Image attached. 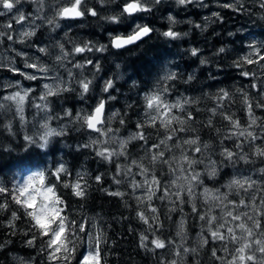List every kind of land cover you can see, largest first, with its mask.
<instances>
[{"label":"trees","instance_id":"1","mask_svg":"<svg viewBox=\"0 0 264 264\" xmlns=\"http://www.w3.org/2000/svg\"><path fill=\"white\" fill-rule=\"evenodd\" d=\"M104 4L103 1L100 6ZM260 11L261 9L250 4H244L242 10L239 9L235 14L223 11L221 18L223 17L224 21L216 22L210 27L216 30L214 34L207 31V28L201 31L202 18L194 13L191 22L180 25L178 29L173 28L174 32L179 33L175 39L161 33L167 27L159 21L161 30L154 29L153 34L142 42L122 50L111 46L106 33L127 32L130 22H113L110 17H117V11L115 15L108 12L99 14L97 11L95 16L87 15L85 23L78 31L86 39L82 40V45L93 44V51L77 54L76 61L84 65L80 69L82 78L91 81L89 92L81 97L82 89L77 84L73 85L71 92L49 98L50 110L47 116L53 117L50 120L53 126L64 125L65 134L51 137L46 148L27 143L25 136L29 135L27 128L30 129L31 126L23 124L15 104L4 100L5 94L0 91V104L4 105L0 108V186L11 189L19 184L21 178L36 172H44L46 182L56 185L57 194L64 200L65 212L69 219L74 220L77 225L82 222L86 229L85 233L79 234L82 239L77 243L70 264H79L85 254L88 231L94 223L104 232V238L99 245L101 264H164L156 251H145L148 247L143 245V242L151 246L155 240L175 245L177 257L174 256L169 264H221L213 261L210 254L213 255V251H216L220 255L223 242L213 240L208 228H215L218 223H222L221 217L227 210H231V206L226 209L224 204H207L201 191L205 187L223 190L236 166L240 164V149L246 147L245 144L237 145L231 134L227 133L226 130L234 127L226 117L238 121L243 127L247 126L250 115L246 113L245 105L250 104L254 113L261 115L260 122H264V91L255 86L254 64L245 63L239 56L242 50H247L245 46H240V43L246 45L252 40L246 33L260 34L259 30L264 29L263 23L252 20H260ZM154 15L156 16V11ZM244 16L248 18L246 21H243ZM65 22L66 20L62 22V26ZM48 30L49 27L40 25L36 37L32 40L37 43L39 38V42H44ZM231 39L233 44L238 42L236 51L229 50ZM100 44L104 51L95 50L100 48ZM221 48L224 49L223 52H220ZM193 49L197 50L195 56L192 55ZM260 49L264 54V49ZM88 60L92 63L88 64ZM95 65H99V70ZM244 72H248L250 76L243 75ZM172 74L175 79H165ZM108 81H112V88L108 89L107 93L100 94ZM33 85L34 88L25 102V115L29 119L44 114L33 106L43 103L39 100L40 83L35 81ZM165 88L168 89L166 92L163 91ZM153 91L183 104L182 110L173 109L170 113L184 120L183 125L174 120L165 128L160 125V119H157L156 126H152L150 118L146 115L144 96ZM223 92L228 93L227 98H222ZM106 95L112 96V100L106 104L107 113L116 111V115L107 122L112 132L121 135L130 131L143 132L147 143L139 139L131 140L121 151L124 154L119 155L111 146L88 142L91 130L81 127V123L76 122L74 117L85 104L89 111L98 99ZM185 101L188 103H184ZM66 112H71L72 115L67 116ZM140 124H144V127H138ZM181 127L185 131L168 130ZM168 135H172L173 139L166 140ZM162 139L166 140L167 147L161 145L160 148L146 151L151 145L159 144ZM185 139H197L198 143L184 144ZM175 144H180L181 147H176ZM195 147H200V152H195ZM105 148L116 153L110 160L96 155L97 151ZM225 150L234 153L231 160L222 155ZM160 151H164L172 167L177 169L175 175L171 173L168 165L159 160H151V157L158 155ZM182 155L202 161L194 165L203 181L202 184L196 185L194 198L188 195L187 188L178 190L179 196H170L174 190L172 179L191 175V169L186 173L179 171L180 166L187 168L181 160ZM254 158L255 156H252V159ZM261 158L263 157L256 158L260 161L254 167L264 166V159ZM211 163L213 165H210ZM60 165L67 170V174H61L64 183L72 184L83 177L81 183L86 192L83 198L73 195L70 188L63 187V183L51 175ZM213 166L217 175L210 177L208 173ZM153 176L160 182L159 186H151L155 195L149 203L156 212L147 218L145 213L136 208L133 194H128L134 189L129 188L130 184L125 181H133L138 185L146 179L152 180ZM97 177H100L99 181ZM122 183L127 186V190H123L125 188ZM165 188L169 193L167 196L164 195ZM118 191L120 195L112 194ZM234 192L237 194L239 191ZM257 195L260 199L264 197V185L258 188ZM235 201L238 202V199ZM0 203L8 205L6 210H0V264H18L14 256H23L33 264H50L48 253L43 250V240L31 229L30 218L24 214V210L12 201L11 196L0 194ZM193 204L197 209L195 212L192 210ZM215 206L219 208H213ZM13 211L19 217L16 220L12 219ZM237 211L244 212L246 209L240 208ZM138 213L143 214L148 222L145 223ZM200 215H205L206 219L201 220ZM210 216L217 217V221L212 225L208 224ZM228 219L230 221V218ZM10 223L12 227H9ZM182 232L185 237L179 236ZM141 237L145 239L141 240ZM198 237L199 240L204 237L209 243L204 247L199 246ZM29 239L35 240L33 246L28 245ZM220 243L221 246L217 247Z\"/></svg>","mask_w":264,"mask_h":264},{"label":"snow or ice","instance_id":"2","mask_svg":"<svg viewBox=\"0 0 264 264\" xmlns=\"http://www.w3.org/2000/svg\"><path fill=\"white\" fill-rule=\"evenodd\" d=\"M20 0H15V3L13 0H0V7L2 9L7 10L8 12H11L15 6V4H18ZM155 2L159 3V0H155ZM192 0H177L178 4L184 5L186 3H191ZM81 3L82 0H69L68 6H62L58 12L57 16L61 19H76L80 18L84 15V12L81 10ZM224 7H230V5L225 4ZM261 7H264V0L261 2ZM149 9L145 7L140 0H129L123 8L124 13H127L129 16H132L133 14L137 12H143L148 11ZM89 13L92 16H95L97 13L95 10L89 9ZM5 13L0 11V15H4ZM40 17H37L39 19ZM26 17L21 14L18 17H16V23L21 24ZM110 19L113 22H117V17L113 16L110 17ZM171 20L172 18L169 17ZM49 24H52L53 21L49 20ZM57 27L59 25H56ZM7 27L11 28V24L7 25ZM152 31L148 26H141L136 25L135 29L130 35L127 36H115L111 40V46L115 49H121L124 48L127 45H132L136 43L137 41H140L142 38L149 35V33ZM4 35V33L0 32V36ZM35 35V31H24L21 33V39L20 43L24 42V38H30ZM164 36L169 37L171 39H175L179 36V33L174 32L172 30H168L163 33ZM7 39L12 40L13 36L8 35ZM60 54L56 55L55 61L61 66H64V61L67 60V58L73 54H83L85 52H91L93 51V47L90 45H84L79 46L76 45L73 47L71 52L65 50L64 45L60 44ZM250 48H252V51L249 53L248 56H245L243 58L244 62L247 64H257L260 66L262 70H264V54H262V50L257 48L255 45H250ZM96 51H104V47L96 48ZM39 52L48 54V50L44 47H41L38 49ZM224 49L221 48L220 52H223ZM192 55H197V50H192ZM256 56L259 59H253L252 57ZM68 63H71V61H68ZM88 64H91L92 61L88 60ZM239 66V64L237 65ZM26 68L33 69L35 73H41L44 75H36V74H26L23 72H20L19 75L24 76L25 79L30 81H36V80H47L51 79L53 80V84L44 83L43 89L44 91L40 94L39 100L43 103H37L33 106L37 108L38 110L44 112L46 114V120L44 123L40 125V127L43 129V132L38 135V139H34L30 136H25V140L29 145L36 144L39 148H46L49 144V140L53 136H60L65 134L64 129L57 130L55 128H51L49 126V121L53 118L51 116H47L49 108V98L50 97H56L60 95L62 92L70 91V87L68 84L60 77L58 76H52L50 75L52 69H50L47 65L44 64H38V63H26ZM74 68L81 69L84 67V65L80 63L73 64ZM97 70H99V65H95ZM12 70V69H10ZM16 71V70H12ZM69 78L72 77V72L69 70L68 72ZM243 75L247 76L249 75L248 72H244ZM165 79L172 80L175 79L174 74L169 75L165 77ZM91 84L90 80H80L79 86L82 89L81 97H83L84 94L89 92V86ZM112 81H108L105 86V91H108V89L112 88ZM17 88H19V84L16 85ZM168 89L165 88L163 91L166 92ZM31 89L23 90V94H21V91H16L15 93L4 96L3 99L7 101H11L15 103L16 105V111L20 114V118L23 121V111H24V104L26 102L27 97L29 96V92H31ZM228 93L223 92L222 98H227ZM146 101V108L150 110L146 113V115L149 116L150 121L152 123V126H156L155 122L157 118L160 119V125L167 128L168 125H170L174 120L178 121L179 124L183 125L184 120L179 119L175 115H170L172 109H183V104H181L180 101H177L174 104H168L165 102V100L162 98V94L159 92L146 95L144 97ZM184 103H188V101H185ZM4 107V105L0 104V108ZM249 107V115L251 116V105ZM104 113H105V101L101 100L95 108L92 110V112L84 115L77 114L74 117V120L76 122L81 123V127H86L88 130L99 132L101 135H106V132L112 131L111 128H108L106 131L102 130L98 127V125H101L105 122L104 120ZM154 113V114H153ZM65 115L71 116V112H66ZM189 118L191 116L189 115ZM226 119H229L232 123V126L234 128H239V122L231 120L230 117H226ZM121 123H123V120H121ZM252 123L255 124V120H252ZM138 127L143 128L144 124H140ZM170 132H183L185 129L183 127L179 129H168ZM245 133L242 131L239 133V135H244ZM232 135H236V133H232ZM247 136L251 137L252 140L257 139L256 136L253 135L251 132H247ZM130 139H139L144 140L145 143H147L145 139V135L143 132H139L135 135H133ZM173 136L168 135L166 140H172ZM165 139L160 140L159 144L151 145L146 151H150L151 148H160L161 145L167 147ZM92 143L98 144L101 143L98 140H93ZM184 144L188 145H197L198 141L197 139H185L183 140ZM126 142L121 141L120 147L123 149L125 147ZM176 147H181L180 144H175ZM84 147H88V145H84ZM204 147H207V145H204ZM171 151V149H168ZM195 152H200V147H195L193 149ZM257 155L264 156V149L257 148L256 150ZM116 153L110 151L109 149L105 148L103 150H99L96 152L97 156H100L106 160H110L111 156ZM124 153L121 152L119 155H123ZM225 159L231 160L234 156V153L228 150H225L224 153ZM175 160V157L172 158ZM241 159H246L245 157H241ZM151 160L153 162H156L159 160L162 164H166L169 166V169L171 170V173L175 175L177 169L172 167V163L169 161V159L165 156L164 151H160L158 155H153L151 157ZM181 160L183 164L187 165V168H184L183 166L179 167V171L182 173H186L188 169H191V175H185L183 178L188 182L187 184V192L190 197L195 196L193 189L196 185L202 184L203 181L200 179V172L196 171L194 168V165L198 163H202V161L197 160L195 158H191L186 155L181 156ZM135 163V161H133ZM139 167V165H137ZM142 171H147L146 169H141ZM261 173H264V169L260 170ZM61 174H67V170L64 168L63 165H60L54 172L51 173L52 176L55 177L57 181H60L63 183V187L70 188L73 195L83 198L86 195L85 189L81 183V180H83V177H80L76 182L69 184L64 183L63 178ZM210 177H215L217 175V170L215 166H213L212 170L208 173ZM180 177H177L179 179ZM97 181H99L100 177L96 178ZM195 182V184L193 183ZM147 183V181H146ZM159 180L153 176L151 184L155 186H159ZM173 184L176 183L175 180L172 181ZM257 182L255 180H252L251 178H245L243 180L241 179H232L229 184L227 185L228 188H239L243 189L245 192H247L249 189L253 187ZM136 187H139V185H136ZM210 189L204 188V194L207 196L210 193ZM218 191V190H217ZM148 197L147 199L149 201L152 200L153 196L155 195V191L153 190V187L149 186L147 189ZM0 194H3L5 197L11 196L12 201L18 205L20 208L24 210V214L30 218V227L31 229H34L35 232L39 234V237L43 240L44 244V251L48 253V260L50 264H57L58 261H63L64 264H70V258L75 253L77 243L82 239L79 235L80 233H85L86 229L84 224L81 222L79 225L74 220H70L68 215L65 212L64 208V200L61 198L60 195L57 194L56 191V185L50 182H46V175L44 172H38L35 175L29 176L26 180H23L21 183L17 184L15 187L9 189L5 186H0ZM113 195H120V193H112ZM164 195H169L168 190L165 188ZM174 195L179 196L180 193H174ZM163 198V197H161ZM215 200L221 201V203H224L227 201L226 204H224V207L227 209L229 205L231 206V210H227L224 213V216L221 217L223 220L222 223H218L215 228L209 227L208 232L213 240H218L223 242V251L226 253H229V249L227 247L228 243L235 244L236 247L234 249L235 255L231 260L227 262V264H264V207H261L257 209L255 207V199H252V206L253 210L257 211L260 219L255 218L254 216L249 215L248 212H240L237 211V209L240 208H248L249 204L245 203L243 199L240 201H231L228 200V196L226 194L216 195L213 197ZM261 205H264V197L261 198ZM8 207L7 204L0 203V210H6ZM192 210L195 212L196 206L195 204L192 205ZM153 212H156L155 208H152ZM140 215V218L147 223L148 221L145 219L143 214L138 213ZM19 217L17 216L16 212L13 211L12 213V219L16 220ZM201 220H205V215H200L199 217ZM232 222V226H228L230 221ZM217 221L216 216H210L208 218V224L212 225L213 222ZM251 221L249 224L248 222ZM13 225L10 223L9 227H12ZM181 226H183V221H181ZM220 229H224V231H220ZM179 234V233H178ZM227 234V235H226ZM46 238V239H43ZM145 237H141V240H144ZM95 245L94 247H91L90 250L87 252L86 255H83L79 261V264H101V252H100V237L96 236L94 237ZM29 246H33L35 243L34 239H29L27 241ZM204 243L207 244L208 241L204 240ZM153 244L156 248H164L165 244L164 242L160 240L153 241ZM231 254V253H229ZM213 256H216V251H213ZM217 259H223L222 257H217Z\"/></svg>","mask_w":264,"mask_h":264},{"label":"rangeland","instance_id":"3","mask_svg":"<svg viewBox=\"0 0 264 264\" xmlns=\"http://www.w3.org/2000/svg\"><path fill=\"white\" fill-rule=\"evenodd\" d=\"M105 2V4L101 7L100 4ZM15 3V0H13ZM129 2V0H82L81 3V10L84 12L85 16L81 18L80 20H68V19H61L57 16L58 10L62 6H68L69 0H20L18 4H15L13 10L11 12H8L7 10L2 9L0 7V11L4 12V15H0V32L4 33V35L0 36V91H2L5 96L11 95L15 93L16 91H21V94H23V90L31 89L33 90V84L35 81H30L24 78V76L19 75L20 72L26 73V74H36V75H44L41 73H35L33 69H29L25 67L26 63H38V64H44L47 65L50 69H52L50 75L52 76H58L62 78L72 89L73 85L77 86L79 85L80 80H86V78H82V72L80 69L74 68L73 64L78 63L76 61L77 54H73L67 58L66 61H64V66L61 67L56 61L55 57L56 55L60 54V48L59 45L63 44L65 50L71 52L74 46L82 45V40H86L84 36L79 32L78 30L81 28V26L85 23L86 16L91 15L89 13V9L97 11L99 14H105L106 12L111 13L114 15L117 9H119V14L122 18L130 21V28H135V26L141 25L142 22L144 23L146 20H148V23L153 29L155 30H161L159 25H161L160 22H163L166 24V30L162 31L161 33H164L168 30L178 29L180 25H184L188 22H191V16L195 13L198 14L199 17L202 18L203 21V27L201 28V31L207 30L210 31L211 34H214L216 32L213 29H209L213 24L216 22H223V11H229L230 14H235V12H238L239 9L242 10V6L244 4H250L251 6H254L258 9H261L258 14V18L260 20L252 19L256 22H261L264 25V7H261L262 0H192L191 3H186L184 5L178 4L177 0H159V3L155 2V0H140V2L147 7L148 11L138 12L135 16L132 18H129L126 16V14L123 11V7L125 4ZM230 5V7H224V5ZM250 8V7H249ZM163 9H169V12L166 14V12H163ZM193 9L192 11H190ZM154 11H156V16L154 15ZM23 14L26 19L21 23H16V17ZM166 15V16H165ZM263 15V16H262ZM37 17H40L37 19ZM169 17L172 19L170 20ZM103 18H105L103 16ZM89 19V18H88ZM106 19V18H105ZM248 18L244 16L243 21H246ZM52 20L53 23L49 24L48 21ZM66 20L64 23V26H62V22ZM151 20V21H150ZM154 21V22H153ZM213 23V24H212ZM11 24V28L7 27V25ZM45 25L49 27V30L45 36L44 42H39V38L37 39V43L32 40L33 37H36L37 30L40 27V25ZM56 25H59L58 27ZM179 25V26H178ZM218 26V25H216ZM262 26V25H261ZM222 27V26H218ZM35 31V35L30 38H24V42L20 43L21 39V33L24 31ZM78 31V32H77ZM222 32L223 30H217ZM260 34H252L247 32L246 35L251 36L252 40L249 41V43H246V45L240 43V46H245L247 49L246 51L242 50L239 53V56L241 60L245 56H248L249 53L252 51V48H250V45H255L257 48L264 49V29L259 30ZM229 33L233 34V32L228 31ZM12 35L13 39L9 40L7 39L8 35ZM122 32H116V33H106V37L108 41L111 43V40L115 36H120ZM234 35V34H233ZM241 35L243 33L241 32ZM234 37V36H231ZM234 41L231 39V44L229 47L230 51H236L238 48V42L236 41L235 44H233ZM90 45V44H88ZM90 46L93 47V44ZM27 47V48H25ZM44 47L48 50V54H44L38 51L39 48ZM101 47V44H100ZM194 47V46H193ZM191 47V48H193ZM99 48V47H98ZM190 48V49H191ZM189 49V50H190ZM86 53V52H85ZM83 53V54H85ZM253 59H259L256 56L252 57ZM68 61H71V63H68ZM244 61V60H243ZM264 63V62H261ZM16 71H12V70ZM69 70L72 72V77L69 78L68 72ZM253 75L256 77L255 86L261 88L262 91H264V70L260 68L259 65L254 64L253 65ZM250 76V75H247ZM40 83L41 87V93L44 91L43 84L49 83L53 84V80L47 79V80H36ZM19 84V88L16 87V85ZM80 88V86H79ZM81 89V88H80ZM103 90L101 93H107L108 91ZM104 91V92H103ZM67 92H71L67 91ZM81 92V91H80ZM66 92H62L61 94H64ZM156 93V91H153L147 95ZM30 94V92H29ZM99 94V95H100ZM102 96V95H100ZM146 96V95H145ZM144 96V97H145ZM29 97V96H28ZM27 97V98H28ZM112 96H104V98L98 99V102H95L93 105V108L88 111L87 107H85L87 104L84 105L83 108H81L77 114L84 115L92 112V110L95 108V106L101 101H106V104L111 101ZM162 98L165 100L168 104H174L176 101H173L172 98H164L162 95ZM264 98V96H263ZM146 102V101H145ZM92 103V102H91ZM15 104V103H14ZM250 104L245 105L246 113L249 114V106ZM16 107V105H15ZM24 111H23V124H29L31 128L28 129V136L33 137L35 139H38V135L43 132V129L40 127L42 123L46 120V114H38L35 118L29 119L25 115V104H24ZM217 107V105H215ZM173 110V109H172ZM257 110V109H254ZM146 108V113L149 112ZM253 106L251 105V116H248V125L243 127L240 125L239 128H231L226 130L228 134H231V137L234 139L235 143L237 145L239 144H245L246 147H242L241 153L239 154V161L240 164L236 166V170L233 171L231 179H245V178H251L252 180H255L257 183L253 185L251 189H249L247 192H245L243 189H239L236 187L228 188L227 185L229 182L225 185L223 190H213L210 189V193L205 196L204 194V188H202L201 194L203 197L204 202L215 204V205H223L224 203H221L219 200L213 199L216 195L226 194L229 197V200H237L240 201L243 199L245 203L249 204L248 208H245L246 211L249 213V215L254 216L257 219H260L257 211L253 210L252 206V199H255V207L257 209L264 207V205H261V199L258 197L257 192L258 188L264 185V173H261V169H264V166L260 167H254L259 163L260 160H256L259 155H257L256 150L257 148L264 149V122H260L261 115L254 113ZM18 116L20 114L17 112ZM154 114V113H153ZM116 115V111H112L107 113V106H106V112H105V120L104 124L100 127L102 130H107L108 128H111L110 124H108V120L112 119ZM149 118V116L147 115ZM21 119V118H20ZM161 119V118H157ZM255 120V124L252 123V120ZM49 126L51 128H55L57 130L64 129L65 126L61 125V127L53 126L51 124V121H49ZM112 129V128H111ZM244 132V135H239L240 132ZM247 132L253 133L254 136L257 137V139L252 140L251 137L247 136ZM232 133H236V135H232ZM137 134L134 131H130L126 135L116 134L112 131L106 132V135H101L99 132H92L90 136L88 137V142L92 143L93 140H98L101 143L102 146L109 147L111 146L116 153H120L123 149L120 147L121 141H125L126 144L133 140L130 139L133 135ZM125 144V145H126ZM250 155V157H249ZM255 156L254 159H252V156ZM241 157H245L246 159H241ZM261 159H264V156ZM210 165H213L211 163ZM209 165V167H210ZM243 165L240 169H237L239 166ZM249 165V167H248ZM251 165V166H250ZM246 166V167H245ZM38 173V172H36ZM36 173H30L27 174L25 177L20 179L21 183L23 180H26L29 176H32V174ZM177 177H180L177 179ZM172 179L176 181L175 184L172 183V187L174 190L171 191L170 196H174V193H177L178 190L187 188L188 182L183 178L184 175L177 176ZM147 181V183H146ZM152 180H144L142 183H139V187H136V184L133 181H125L126 183H129V188L134 189L130 191L128 194H133L134 196V202L135 206L139 211H142L147 215V218H150L153 214L152 207L150 206V201L147 199L148 192L147 189L149 186H153L151 184ZM123 184V190H127V186ZM195 188L193 189V192H195ZM208 188V187H205ZM176 189V190H175ZM209 189V188H208ZM238 190L237 194L233 191ZM119 193V191H118ZM228 193V194H227ZM229 193H231L229 195ZM126 196L127 193H125ZM132 206L131 204L129 205ZM134 207V206H133ZM213 208H219V207H213ZM221 208V207H220ZM223 208V207H222ZM95 225H91L88 235H87V247L85 250V254L90 250L91 247H94L95 240L94 237L99 236L100 240L104 238V232L102 228H99L96 226L97 223H94ZM230 226V223L229 225ZM227 235V234H226ZM180 237H185V233L182 232ZM198 244L199 246L204 247L205 244L204 240H206L204 237H201L199 240L198 237ZM222 243L219 244L220 247ZM143 245L147 246L148 249H145V251H156L158 257L160 258V261L164 264H169L173 261L174 256L177 257V254L175 255L176 248L174 244H165V247L160 249L156 248L154 244H151V246H148L147 242H143ZM227 247L229 249V253H226L223 251V249L220 250V255L216 253V256L214 257L212 254H210L215 262H220L221 264H227L229 260L233 258L235 255L234 249L236 247L235 244L228 243ZM41 255V253H40ZM18 264H33L31 260L26 259L25 257H17L14 256ZM217 257H222L223 259H217ZM219 261H217V260ZM177 260V259H176ZM50 263V262H49ZM48 264V263H47ZM57 264H64L63 261H58Z\"/></svg>","mask_w":264,"mask_h":264},{"label":"flooded vegetation","instance_id":"4","mask_svg":"<svg viewBox=\"0 0 264 264\" xmlns=\"http://www.w3.org/2000/svg\"><path fill=\"white\" fill-rule=\"evenodd\" d=\"M118 10V9H117ZM165 12H166V14L169 12V9H163ZM193 10V9H192ZM192 10H190V11H192ZM119 12V11H118ZM127 15V14H126ZM129 18H132L133 16H135V15H133V16H129V15H127ZM166 16V15H165ZM127 21V23H129L130 21L129 20H126V19H124V18H122L121 16H120V14L118 13V16H117V22H119V23H122V21ZM144 25H150L149 23H148V20H146L144 23L142 22V26H144ZM150 26H153V25H150ZM213 26V25H212ZM211 26V27H212ZM135 28H130L129 29V31H127V32H123V31H120V32H122V34L121 35H130L132 32H133V30H134ZM211 29V28H210ZM214 30V29H213ZM208 31V30H207ZM216 31V30H215Z\"/></svg>","mask_w":264,"mask_h":264},{"label":"water","instance_id":"5","mask_svg":"<svg viewBox=\"0 0 264 264\" xmlns=\"http://www.w3.org/2000/svg\"><path fill=\"white\" fill-rule=\"evenodd\" d=\"M82 17H83V16H82ZM82 17H80V18H76V19H70V20H77V19H81ZM145 26H148L150 29H152V31L149 33V35L146 36V37H144V38H142L140 41H137L136 43H134V44H132V45H127V46H125L124 48H126V47H128V46L136 45V44L142 42L143 40H145L146 38H148L149 36H151V35L153 34L154 29H153L150 25H145ZM122 36H127V35H122ZM124 48H121V49H124ZM105 112H106V101H105ZM104 120H105V113H104ZM103 124H104V123H103ZM103 124H101V125H103ZM101 125H98V127L100 128Z\"/></svg>","mask_w":264,"mask_h":264},{"label":"bare ground","instance_id":"6","mask_svg":"<svg viewBox=\"0 0 264 264\" xmlns=\"http://www.w3.org/2000/svg\"><path fill=\"white\" fill-rule=\"evenodd\" d=\"M123 8H124V7H123ZM118 10H119V9H118ZM118 10H117V15H118V13H119ZM191 10H192V9H191ZM260 13H262V12H260ZM120 14H121V13H120ZM125 14H126V13H125ZM84 16H85V14L83 15V17H84ZM259 16H260V14H259ZM262 16H263V15H262ZM83 17H82V18H83ZM77 20H80V19H77ZM212 24H213V23H212ZM128 47H130V46H128ZM128 47H126V48H128ZM124 49H125V48H124ZM118 50H122V49H118ZM92 132H94V131H92Z\"/></svg>","mask_w":264,"mask_h":264}]
</instances>
